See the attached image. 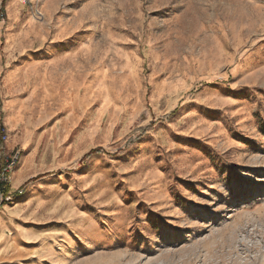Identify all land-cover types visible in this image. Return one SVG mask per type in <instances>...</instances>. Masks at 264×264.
I'll list each match as a JSON object with an SVG mask.
<instances>
[{
    "label": "rangeland",
    "instance_id": "1",
    "mask_svg": "<svg viewBox=\"0 0 264 264\" xmlns=\"http://www.w3.org/2000/svg\"><path fill=\"white\" fill-rule=\"evenodd\" d=\"M0 57V264H264V0H0Z\"/></svg>",
    "mask_w": 264,
    "mask_h": 264
},
{
    "label": "built area",
    "instance_id": "2",
    "mask_svg": "<svg viewBox=\"0 0 264 264\" xmlns=\"http://www.w3.org/2000/svg\"><path fill=\"white\" fill-rule=\"evenodd\" d=\"M0 134L1 141L7 142L9 136L5 127ZM21 157L22 151L19 148H13L5 155L0 151V208L10 205L25 192V188L14 189L12 182Z\"/></svg>",
    "mask_w": 264,
    "mask_h": 264
},
{
    "label": "crops",
    "instance_id": "3",
    "mask_svg": "<svg viewBox=\"0 0 264 264\" xmlns=\"http://www.w3.org/2000/svg\"><path fill=\"white\" fill-rule=\"evenodd\" d=\"M5 71L3 67V62L2 58L0 57V78L3 76V72ZM3 78V77H2ZM4 91H2V96L0 95V121H1V114H3V127H5V107L3 106L4 103ZM0 131H1V124H0ZM1 136V134H0ZM11 148L10 146H5V142H2L0 139V151L2 152L3 155H5L8 151H10ZM29 179V177L25 178L24 180ZM24 180H21L19 184H21Z\"/></svg>",
    "mask_w": 264,
    "mask_h": 264
},
{
    "label": "trees",
    "instance_id": "4",
    "mask_svg": "<svg viewBox=\"0 0 264 264\" xmlns=\"http://www.w3.org/2000/svg\"><path fill=\"white\" fill-rule=\"evenodd\" d=\"M2 121H3V114H1V121H0L1 129L3 128V123H2ZM98 151H101V150H99V149L92 150V151L88 154V157H89L90 155H92L93 153L98 152Z\"/></svg>",
    "mask_w": 264,
    "mask_h": 264
}]
</instances>
